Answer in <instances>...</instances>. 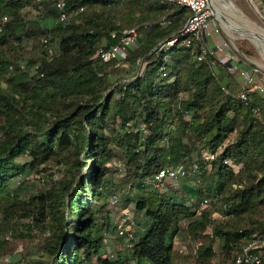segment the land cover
I'll use <instances>...</instances> for the list:
<instances>
[{
  "label": "trees",
  "instance_id": "16d2710c",
  "mask_svg": "<svg viewBox=\"0 0 264 264\" xmlns=\"http://www.w3.org/2000/svg\"><path fill=\"white\" fill-rule=\"evenodd\" d=\"M65 1L71 18L61 22L57 0H0V213L11 229L21 225L20 236L37 233L42 254L27 264H175L176 238L205 237L209 228L196 264H234L246 246L264 243V97L242 89L241 72L204 40L185 46L187 8ZM133 28L142 37L128 58L102 62L99 50ZM25 40L36 53L18 64L11 51ZM122 70L134 74L114 80ZM193 165L216 185L213 209L200 214L149 185L163 168ZM28 169L43 187L22 201L10 185ZM127 188L138 192L134 209L148 225L131 256L104 258L109 207ZM217 205L224 219L213 224Z\"/></svg>",
  "mask_w": 264,
  "mask_h": 264
},
{
  "label": "rangeland",
  "instance_id": "374dc122",
  "mask_svg": "<svg viewBox=\"0 0 264 264\" xmlns=\"http://www.w3.org/2000/svg\"><path fill=\"white\" fill-rule=\"evenodd\" d=\"M233 1L250 22H255L264 29V10L260 7L257 0ZM213 4L214 6L220 7V2L218 0H214ZM26 13L30 17L37 16V13L30 9H27ZM227 14L244 22L236 12H234V16L228 12ZM215 24H217L218 27ZM217 28L220 30L219 33H217ZM210 29L212 35L218 38L216 45L224 41L228 43V47L224 46L223 50L216 51L219 62L221 64L224 62V65L227 66H233L235 69H232V71L235 74L237 73L236 75H240L241 70L251 71V69H257L258 73L254 76V79L256 84L264 87V46L259 45L254 40L243 38L238 34L230 32L218 21L214 14L212 16ZM34 45L33 41L25 40L20 48L11 51L18 64L27 63V60L34 56L36 53ZM216 45L213 44V47L209 49L213 50ZM241 46L249 52V54L244 55V57H242L240 53ZM132 74H134V72L129 73L122 70V74L118 77L114 76L113 79L116 80L120 78L125 82ZM240 83L242 89L248 88L245 79L243 80L242 77H240ZM1 123L0 121V124ZM1 136L0 134V137ZM115 165L120 169L119 173L124 172L123 164L120 161L115 162ZM182 168L185 172L184 175L174 180H167L164 186L157 190L163 195L174 193V195L182 198L192 210L197 211L199 214L205 209L212 210V195H214L216 185L210 180L203 183L195 165L182 166ZM60 170L61 169H56L53 171L55 179L61 177ZM202 184L203 187L208 189V192L200 195L198 191H200V186ZM42 187L43 181L40 179L39 175L35 171L28 169L23 175L17 177L16 180L11 183L10 191L20 200L28 201L32 197L37 198V193ZM137 193L138 192L130 191L127 188L122 194L118 193L117 197L112 200L109 207L112 217V229L107 234L105 247L102 249L104 258L113 259L117 253L131 256L132 249L128 246L126 241L119 237L120 235L118 232L121 229L126 230L127 233L133 235L134 242H137L144 228L148 225V222L145 221L142 215L137 213L134 209L133 200L136 198ZM126 202H128L127 205L125 204ZM17 213L14 215L16 216ZM223 219L221 206L217 205L216 211L212 216L213 224L219 223L223 221ZM10 226L11 225L5 220L3 214L0 213V242L2 244L4 242L7 243L4 253L0 252V264H27L29 259L39 258L42 252L39 242H37V233H34V237L32 238H25L19 234L21 225L14 229H11ZM16 229H19V231ZM206 235L200 238H195L193 235L177 237L175 240V249L178 255L175 264H196L198 247L208 243L207 237L212 235V228H209Z\"/></svg>",
  "mask_w": 264,
  "mask_h": 264
},
{
  "label": "built area",
  "instance_id": "2783aa9c",
  "mask_svg": "<svg viewBox=\"0 0 264 264\" xmlns=\"http://www.w3.org/2000/svg\"><path fill=\"white\" fill-rule=\"evenodd\" d=\"M168 3L187 8L191 11V16L187 20L185 26L183 27L181 34L189 37L185 42V46L190 47L192 41L207 40L209 37L213 36L211 32V23L213 12L210 7L209 0H167ZM258 4L264 10V0H259ZM57 8L60 11V21L66 22L71 18V15L66 12V1L57 0ZM7 21V18L4 19ZM166 24V22H164ZM217 27L218 25L215 24ZM2 27H0V31ZM220 30L217 28V33ZM116 37V35H113ZM142 35L139 28H133L124 30L122 32L121 40L114 45L102 47L98 56L99 59L104 63H110L113 61H123L128 58L129 50L136 48L139 45V41ZM44 43L47 41L44 40ZM177 43V38H174L167 42L168 46H174ZM228 47V43L225 41L217 45L212 51L223 50V47ZM50 54H53V50H50ZM202 60V57L199 58ZM223 64H225L223 62ZM229 69H235L233 66H229ZM257 69L241 70L247 87L250 91H258L264 97V87L256 84L254 76L257 75ZM242 98L246 99V95L242 94ZM259 113V109L256 110ZM185 172L182 167L178 168H163L161 169L154 178L150 181L149 185L154 189H161L167 180L177 179L179 176L184 175ZM208 203V202H206ZM118 234L120 237L126 241L130 248L133 247L134 237L132 234L127 233L126 230L121 229ZM234 264H264V243L260 241H254L250 245L246 246L242 253L235 259Z\"/></svg>",
  "mask_w": 264,
  "mask_h": 264
},
{
  "label": "bare ground",
  "instance_id": "6f19581e",
  "mask_svg": "<svg viewBox=\"0 0 264 264\" xmlns=\"http://www.w3.org/2000/svg\"><path fill=\"white\" fill-rule=\"evenodd\" d=\"M220 2V7L215 6L217 11L216 18L218 21L230 32L234 34H238L243 38L254 40L253 33L264 36V29L257 23L250 22L240 11L237 5L233 0H218ZM230 13L234 16V12L240 15V18L244 21H240L239 19H235L229 16ZM257 42V41H256Z\"/></svg>",
  "mask_w": 264,
  "mask_h": 264
},
{
  "label": "water",
  "instance_id": "95a60500",
  "mask_svg": "<svg viewBox=\"0 0 264 264\" xmlns=\"http://www.w3.org/2000/svg\"><path fill=\"white\" fill-rule=\"evenodd\" d=\"M213 1L214 0H209V3H210V7H211V10H212L213 14L216 16L217 15V11L215 9V6L213 4ZM253 37L257 41V43L259 45L264 46V36H260V35H257L255 33H253Z\"/></svg>",
  "mask_w": 264,
  "mask_h": 264
},
{
  "label": "crops",
  "instance_id": "0c3cea01",
  "mask_svg": "<svg viewBox=\"0 0 264 264\" xmlns=\"http://www.w3.org/2000/svg\"><path fill=\"white\" fill-rule=\"evenodd\" d=\"M257 1H259V0H257ZM217 42H218V38H217V37H214V36H211V37H209L207 40H205V43H206V45H207L208 48L213 47V44L216 45ZM217 45H218V44H217ZM217 45H216V46H217ZM216 46H215V47H216Z\"/></svg>",
  "mask_w": 264,
  "mask_h": 264
}]
</instances>
